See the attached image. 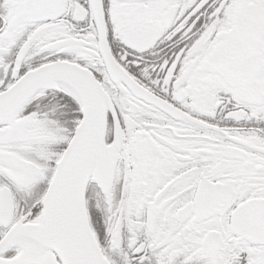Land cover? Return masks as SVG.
I'll use <instances>...</instances> for the list:
<instances>
[{"label": "snow or ice", "instance_id": "6c2138e0", "mask_svg": "<svg viewBox=\"0 0 264 264\" xmlns=\"http://www.w3.org/2000/svg\"><path fill=\"white\" fill-rule=\"evenodd\" d=\"M0 264H264V0H0Z\"/></svg>", "mask_w": 264, "mask_h": 264}]
</instances>
